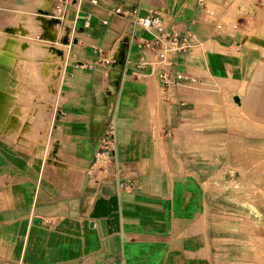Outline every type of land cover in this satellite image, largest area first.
Masks as SVG:
<instances>
[{
  "label": "crops",
  "instance_id": "1",
  "mask_svg": "<svg viewBox=\"0 0 264 264\" xmlns=\"http://www.w3.org/2000/svg\"><path fill=\"white\" fill-rule=\"evenodd\" d=\"M196 1L67 0L60 5L59 0H0V30L14 36L17 50L27 52L25 61L33 74L28 85H21L14 61L6 66L8 80L0 77L4 86L0 93L8 99L0 101V264H213L201 209L186 206L191 192L182 187L181 178V159H210L209 151L204 156L197 153L201 132L211 128L206 112L204 123L200 121L197 103L207 100L202 90L207 81L201 76L210 68L207 59L214 68L221 61L216 54H204L202 41L213 36L215 28L209 24L212 31L206 34L207 18ZM228 1L222 12L226 21L232 20V6L235 15L244 12L238 8L242 0ZM254 1L264 8V0ZM121 5L126 10L138 7L141 15L159 11L168 27L191 29L198 35L195 46L177 58V68L187 79L170 87L167 98L162 97L155 70L148 67L139 78L131 73L133 65L127 60H137L135 41L146 33L134 25L131 15L110 13ZM8 9H14L13 21L24 22L35 15L33 23L6 24ZM86 15L90 17L87 27ZM42 16L55 19L47 20L52 24L49 34L39 29ZM35 32L43 43L58 48L59 60L38 57L40 51L54 53L48 45L22 46L20 39ZM6 37L0 40V51ZM225 39L230 44L238 41ZM111 54L114 61L106 63ZM13 56L17 58L16 51ZM50 61L61 62L55 71L60 68L56 84L54 75L51 81L49 76H34L45 67L39 68V63ZM40 89L50 97L45 99L50 127L41 122L45 127L39 126L45 133L41 140L17 139L24 129L16 112L27 109L24 119L33 125L39 122L38 113L42 117L35 103L28 105L33 95L39 103ZM263 96L261 74L255 70L231 100L242 102L245 121L253 124L264 121ZM111 119L115 164L140 182L138 189L120 196L112 182L101 189L92 185L85 171ZM27 129L25 135L31 136Z\"/></svg>",
  "mask_w": 264,
  "mask_h": 264
},
{
  "label": "rangeland",
  "instance_id": "2",
  "mask_svg": "<svg viewBox=\"0 0 264 264\" xmlns=\"http://www.w3.org/2000/svg\"><path fill=\"white\" fill-rule=\"evenodd\" d=\"M212 2L219 12H223L226 8L225 0H212ZM242 3L249 7L242 10L243 13L235 15L233 11L236 7L232 6L231 8L232 20L237 23L238 32H234L231 27H226L221 31L215 29L213 36L206 37L202 41L205 56L208 57L212 53L221 57L217 68H214L207 59L210 68L201 75L207 81L202 89L207 92V100H199L197 103L199 118L202 119L200 121L204 123L203 113L206 112L208 114L207 123H211L209 131L201 132L197 153L199 156H204L208 155L209 151L210 159H181L184 171L181 175L182 187L191 192L186 206L194 204L201 209L200 214L204 222L203 230L207 234V240L211 247L213 264H264V121L256 120L255 123L248 124L242 114V102L238 101L236 105L231 100V96L238 93L243 84L250 82L251 75L255 70L261 74V87L264 92V47L257 49L243 41L242 38L245 35H253L264 40V8H258L259 4L254 0H242L238 6ZM13 10L5 11V17L9 18V20L6 19V24L17 22V20L11 19V15L14 14ZM258 15L261 16V19L257 17ZM238 16L242 18L240 21H236ZM33 18H28L24 22L18 21L17 25H31L34 21ZM47 20L55 21L53 18L42 16L39 29L49 34L52 24ZM223 20L225 19L223 18ZM205 29L206 34H209L212 31V26L207 23ZM2 30H0V40L5 36H7V40L5 39L3 49L0 51V73L2 72L0 77H5L8 80L6 66L15 61L13 69L16 79L21 82V85H28L30 83L29 76L33 74H30L31 68L29 70L25 61L24 55L27 52L17 50L19 42L12 39L13 35H7ZM16 32L20 33L18 31L14 33ZM22 32L21 34L25 36L24 31ZM222 33L224 36H221ZM225 35L236 38L238 41L230 44L225 39ZM54 37H47V39L53 40ZM20 40L24 41L22 46H26V44H33L37 47L39 45L49 46L42 42V38L37 32L32 33V37L26 36ZM60 42L62 45L60 49H64L62 41ZM52 46L50 44L49 47L53 48L54 53H52L53 51L48 52V50L40 51L37 53L38 57L59 60L58 48ZM15 51L16 59L13 56ZM59 64H61L60 61L39 63V68L43 65L45 67L37 70L34 76L38 79L49 76L51 81L50 78L54 75L55 83L60 76V68L55 73ZM5 87L8 96H12L11 89L7 85ZM51 90L52 93H55L53 86ZM37 95L41 98L39 103L34 102L35 95H33L29 99L28 105L31 106L35 103V111L40 110L42 117L38 113L36 117L39 122L33 125L28 124L24 119L27 109L16 112L21 118L24 129L17 139L32 137L34 141L41 140L45 134L43 130L39 131V126L45 128L41 122L50 127V124L46 122L45 113V99L50 97L46 95L44 89H40ZM0 96V101L8 100L1 93ZM53 99L52 102L55 103V96ZM263 100L262 114L264 116ZM252 103L250 100L247 101V106L250 107ZM31 118L34 119V117ZM25 129L31 131V136L25 135ZM205 134L207 137L204 136ZM38 145L39 152L41 146Z\"/></svg>",
  "mask_w": 264,
  "mask_h": 264
},
{
  "label": "built area",
  "instance_id": "3",
  "mask_svg": "<svg viewBox=\"0 0 264 264\" xmlns=\"http://www.w3.org/2000/svg\"><path fill=\"white\" fill-rule=\"evenodd\" d=\"M67 0H59L63 5ZM232 0H229L230 2ZM94 2V1H93ZM198 9L207 18V23L212 24L217 31L226 27L237 28V23L233 20H223L222 12H219L212 0H197ZM111 14L131 15L136 27L142 29L146 36L136 38L135 45L138 51L136 61L127 60L128 65H133L131 73L135 77H142L144 70L148 67L155 70L162 85V97L167 98L166 91L175 84L184 81L187 77L177 68V58L189 52L196 44L197 33L187 29L180 31L170 28L166 24L164 15L159 11L153 10L145 15L139 13L138 7L130 10L123 9L122 5L110 10ZM241 12H238L240 14ZM238 16L236 21H240ZM89 15L84 17V26H88ZM106 23V21H104ZM98 51H101L98 49ZM150 56V59L148 58ZM115 56L105 58L106 63L113 62ZM82 66L83 63H81ZM168 133V131H167ZM115 122L109 120L97 143L93 158L85 169L88 180L92 185L99 189L103 188L108 182H112L113 191L117 196L133 191L140 187V182L122 173L115 164ZM49 219L48 221H50Z\"/></svg>",
  "mask_w": 264,
  "mask_h": 264
},
{
  "label": "bare ground",
  "instance_id": "4",
  "mask_svg": "<svg viewBox=\"0 0 264 264\" xmlns=\"http://www.w3.org/2000/svg\"><path fill=\"white\" fill-rule=\"evenodd\" d=\"M249 7H246V4L245 3H242L240 6H239V10H244V9H247ZM248 11V10H247ZM249 13V12H248ZM58 19V18H57ZM59 20V19H58ZM243 41L245 42H249V43H252V44H255V45H258L260 47H264V40L261 39V38H258L256 36H244L243 38ZM1 74V73H0ZM1 86V85H0ZM1 98V96H0ZM264 99V98H263ZM264 101V100H263ZM264 103V102H263Z\"/></svg>",
  "mask_w": 264,
  "mask_h": 264
}]
</instances>
